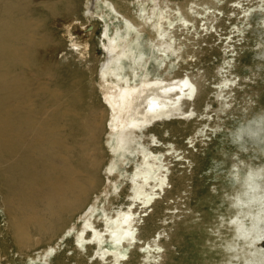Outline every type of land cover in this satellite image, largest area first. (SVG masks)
Wrapping results in <instances>:
<instances>
[{
    "label": "bare ground",
    "instance_id": "1",
    "mask_svg": "<svg viewBox=\"0 0 264 264\" xmlns=\"http://www.w3.org/2000/svg\"><path fill=\"white\" fill-rule=\"evenodd\" d=\"M41 3L52 10L49 0ZM27 4L28 0H0V37L22 28L36 33L32 22H38L26 16ZM84 16L88 22L79 28L84 42L78 43L70 29L68 39L70 45L81 46L85 54L97 33V23L102 22L103 59L95 82L108 110L105 143L112 159L105 169L108 174L117 169L119 172L130 156H135L133 168H125L124 172H130L123 174L130 189L126 193L129 200L115 202L125 188L118 189L115 181L110 184L112 190H117L113 196L106 191L104 198L95 195L87 201L90 188L80 181L86 164L79 167L71 160L73 147L64 132L58 135L65 149L61 165L41 167L40 160L47 162L51 154L43 144V126L36 122L32 81L23 71L12 80H2L1 86L14 93L18 118V129L2 134L5 139L14 135L11 143L1 147L11 164L5 173L8 185L0 190V207L7 214L12 237L22 249L33 240L35 245L40 243V238L32 239L29 231L34 226L46 228L51 219L45 220L38 202L46 206L51 218L62 212L69 214L59 234L50 235L38 252L23 254L18 258L20 262L69 264V260L76 259L73 264H264V0H85ZM228 26L232 29L225 32L229 33L222 38L225 42L221 39L218 48L210 45L211 38L222 35V27ZM190 27L196 36L180 39L177 32ZM250 34L255 42L251 46L252 65L239 62L238 57L236 64L237 47ZM194 43L199 46L194 47ZM213 50L221 54L216 65L221 78L215 89L205 83L204 71L215 74L209 63L203 64L194 78L191 72L169 75L166 71L185 53L192 52L207 62ZM150 66L160 74L151 76ZM237 66L241 71L233 75ZM213 90L216 108L209 114ZM238 90L243 94L237 102L234 91ZM65 112H69L68 106ZM102 120L101 115L95 119ZM202 121L207 124L182 143H191L196 151L189 148L177 156L179 147L171 139L172 134ZM84 125L71 127L70 132L76 135L74 131L77 133ZM208 126L218 139L206 144L207 151L201 154L199 137L205 135ZM190 156L200 159L194 162ZM172 158L184 163L183 169L177 168L181 173L173 170ZM187 166L189 173L185 172ZM57 170L65 178L39 185L44 189L32 180L34 176L39 178L38 173ZM175 179L201 183V192L193 190L186 194L187 199L196 198L206 204L205 212L209 208L217 212L211 222L215 223L218 240H205L204 246L201 241L198 247L194 242L184 260H177L167 250L174 243L172 232H167L172 225L162 220L157 223L168 214L167 209H176L169 213L172 224L187 213L185 200H173V206L166 202ZM194 211L198 215L202 212L193 209L188 213ZM150 224L156 227L152 229ZM6 263L15 262L0 261Z\"/></svg>",
    "mask_w": 264,
    "mask_h": 264
},
{
    "label": "rangeland",
    "instance_id": "2",
    "mask_svg": "<svg viewBox=\"0 0 264 264\" xmlns=\"http://www.w3.org/2000/svg\"><path fill=\"white\" fill-rule=\"evenodd\" d=\"M41 1L48 0H28L25 11L26 16L38 22H32L35 25V34H31L29 31L22 28L19 31L0 37V190H5V187L8 185L5 173L8 169V165L11 164V161L4 156L1 147L7 143H11V138L14 136L12 135L8 139H5L2 134L7 131L13 133L18 129V118L14 112V104L16 102L14 93L11 90L3 88L1 86V81L12 80L16 74L23 71L26 78L32 81L34 88L33 96L37 101L36 122L37 125L43 126V144L49 149L51 154L47 162L45 159L40 160V166L48 168L52 165L57 167L61 165V154L65 152V149L58 141V135L60 132H64L70 136L69 144L73 147L71 160L79 167L86 164V166H83L85 173L80 176V181L83 186H88L90 188L87 201L95 197V195H98V198H104L106 191L113 196L117 190H112L110 184L116 181L118 189L121 186H125V188L123 192H120L115 202H127L129 198L126 193H128L130 189L127 188L128 181L123 174L130 172L129 170L124 172L125 168H133L135 156H130L131 160L124 164V168L120 169L119 172H121V174H119L118 169L111 174H108L105 169L106 165L112 159V155L105 143L108 132V128L106 127L108 110L103 105L102 91L95 82L100 63L103 59V50L100 46L102 22L96 25L97 33L94 34L90 40L91 46L89 51L82 54L83 48H81V46L79 48L70 45L68 39L69 33L67 30L70 29L71 36L74 37L78 43L82 44L84 42L83 34L79 28L82 24L85 25L88 22L84 16L85 0H49L53 5L51 11L48 10ZM201 23L202 21L199 22L197 30H200ZM231 29V26L227 28L222 27L220 31L222 35L218 36L215 34L211 38L210 45L218 48L220 40L229 35V33L225 34V32L227 33ZM177 34L180 39L186 38L187 36L191 37L192 35L196 36L192 27L189 29L183 28L178 31ZM222 40L225 42V39ZM243 40L244 42L243 45L240 46L241 48L237 47L236 64L239 62H246V65H252L253 60L251 57L253 53L251 51V46L255 43L254 39L250 34V37L248 36ZM190 41L193 40L190 39ZM202 44H204V42H201L200 45ZM197 46H199V43H194V47ZM220 55L221 54H219L217 50H213L211 51V56L208 57L209 60L206 62L204 60L201 61V58L197 57L196 54L193 55L192 52L188 55L185 53L182 59H179V63H177L176 59L175 64L166 71H168L167 73L169 75L191 72L194 74V78L197 76L195 75L196 73L200 70L202 71L203 64L209 63V65H211V70L215 74L212 75L204 71L207 77L205 83L212 89H215L221 78V74L217 73L218 68L216 66L219 65L221 61ZM237 57L240 58L239 62ZM149 70L151 76L160 74L155 67L150 66ZM238 70L241 71V68L238 66L237 68H233L232 74H236ZM164 73L165 71L161 74ZM53 91H56V93H53ZM214 91L215 90L210 92L209 103L212 105V110L209 114H213L216 108L215 99L213 97ZM242 94L241 90L234 91L237 102L238 100L241 101ZM67 106L69 107V112H65ZM98 115L103 116L101 122L95 121ZM94 116L96 117L93 118ZM199 117H201V115ZM82 123H85V125L81 127L77 133L73 130L76 135L70 132L71 127H77ZM204 124H207V122L202 121L199 125L198 122L191 123L187 126L186 131H176L172 134L171 139L175 145L179 147V149H177V156L181 157L183 152H187L189 148L193 152L196 151V147L190 146L191 143H187L186 145H182V143L188 141L190 134L196 133L198 128L204 126ZM204 130L205 132L203 133H205V135L199 137V139L201 138V149H203L201 150V154L203 151H207L206 144L210 143L212 140L215 141L218 139V137L215 136L216 133L211 132V126L205 127ZM212 150H214V147ZM88 153H91V156H89ZM212 155L216 156L217 154L214 153ZM186 157L189 158V156ZM190 158L194 162L200 159V157L197 156H190ZM175 159L176 158H172L171 162H175L173 170L181 173V170H177V168L183 169L181 166L184 163H176L181 160L178 158V160ZM92 162L96 163L93 165ZM189 169L190 166H187L185 172L189 173ZM199 175H201V173H199ZM38 176L39 178L36 176L32 178V180L37 183L35 185L38 188H41L39 185L49 182L51 179L65 178L64 174L59 170L55 172L45 171L38 173ZM91 179L94 180L93 183H90ZM214 181L215 179H212V182ZM189 182L190 179L183 181L177 179L173 180L172 192L169 195V199L166 201L170 203V206H173V200L177 202L179 199H181V201L185 200L187 203L185 208L187 213L185 217L180 215V220L172 224L173 218L170 217L169 213L176 211V209L173 210L172 208V210L167 209L166 211L168 214L162 216L157 222L159 223L162 220L163 224L169 223L172 225L167 229V232H172L171 239L174 243L168 245L167 250L171 251L177 260L188 258L190 248L194 242L197 245L196 247H198L201 241L204 246L206 244L205 240L208 243H213V240H218L217 232L214 228L215 223L211 222L213 216H215L217 212L210 208L205 212V207H207L206 204H200L196 198L187 199V193L196 189L201 192L200 187H203L201 183L197 184L192 182V184H189ZM204 185L206 187V184ZM2 201L3 197L0 195V205ZM181 205H184V203H181ZM38 206L45 220L48 222V220L51 219V222L48 225L46 224L47 227L44 229L38 226L32 227L29 231V235L32 239L40 238V243L35 245L33 240L30 242L28 248L23 249L13 239L12 229L8 226L9 220L7 214L0 207L1 262L7 261L15 262L14 264H22L18 258H21L22 255L26 253L33 254L38 252L45 245L50 235L53 234L56 236L63 229V226H65L68 221L67 218L69 217L67 212H62L60 216L51 218V213L42 202H38ZM223 208H229V206L224 205ZM150 209L151 207H148L147 211H150ZM193 209L202 210V212H200L199 215L197 211H194L195 213H188V211H192ZM194 214L196 215L193 216ZM155 227L156 224H150V228L154 229ZM164 234H166V231ZM69 246H71V244ZM68 252H70V250H68ZM81 262L82 260L79 261V263ZM36 263L38 262H33V264ZM68 263H76V259L69 260Z\"/></svg>",
    "mask_w": 264,
    "mask_h": 264
}]
</instances>
